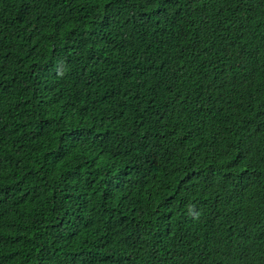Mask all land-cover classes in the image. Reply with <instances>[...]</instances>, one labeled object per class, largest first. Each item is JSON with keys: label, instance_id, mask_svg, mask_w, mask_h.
<instances>
[{"label": "trees", "instance_id": "16d2710c", "mask_svg": "<svg viewBox=\"0 0 264 264\" xmlns=\"http://www.w3.org/2000/svg\"><path fill=\"white\" fill-rule=\"evenodd\" d=\"M0 264H264V0H0Z\"/></svg>", "mask_w": 264, "mask_h": 264}]
</instances>
